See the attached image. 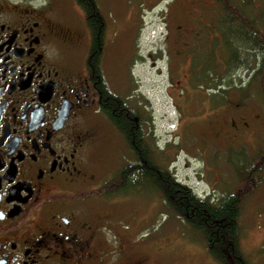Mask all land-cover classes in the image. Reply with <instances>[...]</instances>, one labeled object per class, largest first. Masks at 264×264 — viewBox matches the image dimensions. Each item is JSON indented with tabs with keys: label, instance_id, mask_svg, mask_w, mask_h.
I'll return each mask as SVG.
<instances>
[{
	"label": "flooded vegetation",
	"instance_id": "obj_1",
	"mask_svg": "<svg viewBox=\"0 0 264 264\" xmlns=\"http://www.w3.org/2000/svg\"><path fill=\"white\" fill-rule=\"evenodd\" d=\"M215 2L241 13L245 24H182L178 56L186 57L189 85L194 57L206 79L195 88L210 93L220 109L214 120L228 127L233 145L246 139L257 103L264 116V0ZM52 4L0 0V264H150L138 259V238L119 213L128 191L117 175L138 165L121 127L126 118L137 143L139 118L111 87L105 48L94 51L85 12L83 24H58ZM102 141L111 144L102 153L120 157L110 170L96 157ZM245 158L236 163L239 183L247 173L261 183L264 151ZM259 251L256 263L264 264L263 239ZM215 263L252 264L244 254Z\"/></svg>",
	"mask_w": 264,
	"mask_h": 264
},
{
	"label": "rangeland",
	"instance_id": "obj_2",
	"mask_svg": "<svg viewBox=\"0 0 264 264\" xmlns=\"http://www.w3.org/2000/svg\"><path fill=\"white\" fill-rule=\"evenodd\" d=\"M50 1V17L55 23H84V12L73 0ZM96 1L106 21L105 72L114 91L149 117L145 133L162 156L160 161L199 196L212 194V200H217L236 190L240 156L251 162L264 151V116L255 104L250 109L254 118L249 115L246 139L228 143V127L214 120L220 109L205 88H195L206 79L196 69L193 56V74H186L192 79L190 85L185 78L186 57L178 56L182 50L177 33L182 24H227L234 13L215 0H180L179 5L175 0ZM257 91L253 88L256 100ZM167 129L166 139L160 137ZM107 149L111 144L102 141L96 156L101 169L120 163L118 154L101 152ZM261 180L241 207L240 248L252 264H258L264 240V176ZM124 197L119 213L127 232L138 238V259L145 258L150 264H163L166 259L181 264H216L203 235L168 212L159 191L154 194L131 187Z\"/></svg>",
	"mask_w": 264,
	"mask_h": 264
},
{
	"label": "trees",
	"instance_id": "obj_3",
	"mask_svg": "<svg viewBox=\"0 0 264 264\" xmlns=\"http://www.w3.org/2000/svg\"><path fill=\"white\" fill-rule=\"evenodd\" d=\"M77 1L84 9L87 16V24L94 25V34L97 36L95 39L94 51L97 50L98 47L103 48L105 28H103L104 26H101V24H106V21L99 12L97 1ZM230 9H228L227 12H233L234 14L231 16L233 20L229 17L231 22L228 24H237L238 22L240 24H245L242 14H238V12L234 11L232 8ZM96 62H101L100 53L97 54ZM112 98L116 101L122 99L127 101V112L130 117L139 118L136 143L132 139V135L135 134V128H130L129 121L122 115V117L125 118L126 126H120L121 131L132 147H134L133 149H136V152L138 151L135 159V162L138 164L137 168H133L131 171H122L117 175L118 179L124 178V176L125 179H127V181L123 182L122 188L125 191H129L132 187L141 192L149 191L154 194H156V191H159L168 212L176 215L177 218L186 222L191 229L203 235L207 243L208 253L215 261L221 260L225 263H230L241 257L243 255L240 248L241 207L244 200L260 183L259 180L255 178L252 182L250 176L249 178L247 177V173L242 175V183L231 193L222 195V197L217 200H212V197L201 199L192 188L179 182L169 171L168 167L164 166L162 161H160L162 156L155 153V145L149 142L147 134L145 133L144 124H149V117H142L141 114L143 111H141L140 107L137 109L134 108V105H131L129 99H120L116 96H112ZM108 114L110 117L114 118L111 116V112ZM153 150L155 152H153ZM119 190L122 192L124 191L122 189ZM105 195H107V193H105Z\"/></svg>",
	"mask_w": 264,
	"mask_h": 264
}]
</instances>
